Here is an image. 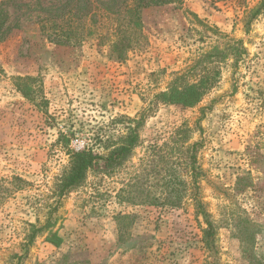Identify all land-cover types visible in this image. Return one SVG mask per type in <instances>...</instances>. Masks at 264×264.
<instances>
[{
  "label": "rangeland",
  "instance_id": "374dc122",
  "mask_svg": "<svg viewBox=\"0 0 264 264\" xmlns=\"http://www.w3.org/2000/svg\"><path fill=\"white\" fill-rule=\"evenodd\" d=\"M262 1L143 7L119 61L111 50L116 17L132 0H10L0 43V264L21 254L20 264H210L188 155L175 162L165 151L182 123L192 129L189 143H201L198 195L215 228V264H264V4L255 12ZM181 75L213 85L193 107L155 99ZM143 111L131 157L111 175L90 172L65 194L25 252L67 149L103 152L105 139ZM172 172L186 184L182 204L149 202L163 197Z\"/></svg>",
  "mask_w": 264,
  "mask_h": 264
},
{
  "label": "trees",
  "instance_id": "16d2710c",
  "mask_svg": "<svg viewBox=\"0 0 264 264\" xmlns=\"http://www.w3.org/2000/svg\"><path fill=\"white\" fill-rule=\"evenodd\" d=\"M159 1L160 0H132L131 3L124 5V8L119 11L116 17V38L111 43V50L115 54L117 60L120 61L125 59L128 48H130L134 42L132 39L134 38L135 31L141 27L139 15L141 9ZM9 2L10 0L0 1V43L6 37V29H4V26L8 20V11L6 7ZM263 4L264 1H262L261 5L255 10V12L259 11ZM56 42L65 43L67 41L58 39ZM182 78L183 75L175 77L167 90L157 93L155 99L163 103L193 107L202 100L204 94L213 85V81L208 79L200 78L197 81L186 82L183 81ZM21 90L25 95L33 92V90L29 91L30 93H27L23 89ZM148 115V111H143L139 117L127 118L124 121L125 123L123 122L124 131H122V133H120L115 139L109 137L105 139L103 152L96 151L91 145H87L81 150L67 149L66 153L68 155V161L52 187L50 197L53 200L51 203L46 204L47 211H45V221L40 226L30 223V228L23 244L25 252L27 251L28 246L34 242L36 235L52 225L53 213L57 210L60 199L65 194L82 186L90 172H102L111 175L122 167V165L131 157L133 150L140 143L139 128ZM198 122L199 121L196 122V127L201 130ZM191 132L192 129H190L186 123L180 124L171 132V135L166 142L167 147L165 151L167 153H176L175 162H177L178 154L181 152L186 151L188 155V167L193 186V192L190 193V199L194 209L193 213L196 218L201 217L206 224V227L202 228V240L207 256L213 260L210 264H215V228L209 217L210 215L208 211L205 209V204L201 201L198 195L197 181L199 172L197 168L196 152L201 143L199 141L189 143ZM62 135L63 134L61 133L60 136ZM256 154L257 157H259V153ZM167 161H165V163ZM179 176V174L176 175L172 172L169 173L167 177H164L162 183L164 187V193L162 194L163 197L157 201L156 197L153 196L152 199H148V201L154 203H167L171 206H180L187 195V190L185 182H183ZM242 179V177H239L238 181L240 182ZM13 180L20 184L26 183L21 177H14ZM239 182H237L238 189L240 188L238 187ZM16 256V264H20L23 255ZM64 259L65 258L59 260L57 264H65L66 262ZM67 264L78 263L70 262Z\"/></svg>",
  "mask_w": 264,
  "mask_h": 264
},
{
  "label": "built area",
  "instance_id": "2783aa9c",
  "mask_svg": "<svg viewBox=\"0 0 264 264\" xmlns=\"http://www.w3.org/2000/svg\"><path fill=\"white\" fill-rule=\"evenodd\" d=\"M76 150H78V149H76Z\"/></svg>",
  "mask_w": 264,
  "mask_h": 264
}]
</instances>
